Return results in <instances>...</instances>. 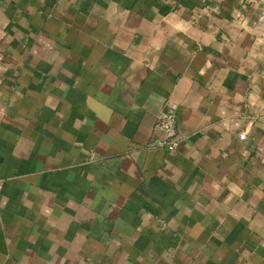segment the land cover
<instances>
[{"label": "crops", "instance_id": "0c3cea01", "mask_svg": "<svg viewBox=\"0 0 264 264\" xmlns=\"http://www.w3.org/2000/svg\"><path fill=\"white\" fill-rule=\"evenodd\" d=\"M0 264H264V0H0Z\"/></svg>", "mask_w": 264, "mask_h": 264}, {"label": "built area", "instance_id": "2783aa9c", "mask_svg": "<svg viewBox=\"0 0 264 264\" xmlns=\"http://www.w3.org/2000/svg\"><path fill=\"white\" fill-rule=\"evenodd\" d=\"M157 131L163 135V138L160 140V144L163 147L170 151H174L179 147L180 138L176 130V112L173 106L168 104L158 119ZM240 138L242 140L247 138L246 131L240 134Z\"/></svg>", "mask_w": 264, "mask_h": 264}]
</instances>
